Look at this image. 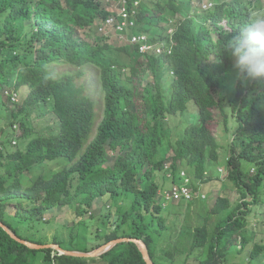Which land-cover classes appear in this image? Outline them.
<instances>
[{
	"label": "trees",
	"instance_id": "16d2710c",
	"mask_svg": "<svg viewBox=\"0 0 264 264\" xmlns=\"http://www.w3.org/2000/svg\"><path fill=\"white\" fill-rule=\"evenodd\" d=\"M129 1L132 4L133 0ZM213 1L217 2L215 8L190 17L186 12L190 0H140L137 30L146 34L155 30L150 41L164 40L166 45L161 55L142 56L135 45H111L99 34L94 41L87 39L96 35L97 22L112 14L103 0H0L1 90L17 92L27 87L29 106L53 101L52 114L60 124L59 133L38 137L25 152L8 153L0 161V224L21 239L44 245L23 236L12 225L13 220L31 225L47 211L71 206L78 198L91 208L104 198L113 201L132 195L129 210L120 213L121 223L111 221L113 232L104 235L105 243L123 238L141 240L157 264L152 252L155 231L147 224L151 209L162 210L156 203L161 186L153 180L154 172L163 167L156 157L165 144L166 120L186 113L192 103L199 118L185 128L170 157L173 185L179 182L178 161L186 164L193 181L207 182V169L219 160L222 148L211 126L218 122L229 128L226 110H230L235 115L231 133L235 138L229 149V177L243 201L252 198L234 210L227 197L217 198L211 212H228L230 219L219 224L211 241L207 225L196 228L193 249L208 248V257L199 264H230L221 261L225 253L234 247L240 246V252L250 247L252 242L242 235L246 219L253 214V204L264 206V108L260 106L264 81L236 84L228 93L225 73L232 70L234 57L224 46L229 35L248 22L249 8L264 7V0ZM178 14L185 19L174 23ZM224 20L230 30L219 25ZM170 27L177 28L172 39L167 32ZM87 74L95 76L96 97L87 91ZM217 111L222 117L216 116ZM109 152L113 153L110 158ZM61 158L68 165L57 172L34 171ZM81 212L80 206L77 213ZM2 225L0 264H37L40 257L51 264L94 261L60 255L54 249H31ZM223 242L224 247L217 251ZM54 243L74 250L63 238H55ZM253 243L250 257L264 256V244ZM139 250L137 244L124 242L102 257L107 264H147Z\"/></svg>",
	"mask_w": 264,
	"mask_h": 264
},
{
	"label": "rangeland",
	"instance_id": "374dc122",
	"mask_svg": "<svg viewBox=\"0 0 264 264\" xmlns=\"http://www.w3.org/2000/svg\"><path fill=\"white\" fill-rule=\"evenodd\" d=\"M103 1L105 7L111 10L117 8L118 3L112 1L110 3L111 6H107V3L111 0ZM186 12H189L190 16L200 14L199 0H190ZM179 19H184V16L178 14L173 18L176 21ZM221 25L225 30H230L227 21L222 22ZM208 26L212 25L208 24ZM152 32H155V30L152 29L147 34L151 35ZM82 36L85 37L83 33ZM96 36H98L97 33L91 39H87L94 41ZM110 41L115 45L124 44V41H120L117 37L111 38ZM37 52H34V56L37 55ZM91 70L97 73V69ZM94 77L91 74H87L85 83L88 93L96 97L98 92ZM226 86L228 93L233 92L236 88V85L235 87L231 86L230 79H228ZM17 92H13V90L8 88H4L2 91L0 87V152H2L0 161L2 159L4 161L6 159L4 156L8 153L25 152L30 141L41 136L55 135L60 131V124L52 114L53 101L49 104L29 106L26 103L29 89L24 87ZM214 93L218 95V90ZM10 96L11 98H9ZM260 106L264 108V99H261ZM188 107L189 110L186 113L171 116L166 120L165 144L156 157L158 163H162L163 167L154 172L155 180H153L161 186L156 203L157 206H161L162 210L158 212L151 209L147 216V224L148 226L151 225L152 231H155L153 233L155 247L152 252H154L153 260L157 264H199V261L208 257V248L193 249L192 245L195 240L194 231L196 228L207 225L210 230L211 241L213 234L218 232L219 224L230 219L227 217L228 212H224L222 215H216L211 212L217 198L227 197L233 210L241 202L252 200L249 197L243 201L242 193L229 177V171H232V168L227 166L230 155L229 149L231 147L230 143L235 138L233 134L231 135L235 130L232 125L235 121V115L230 110H226L231 121V124H229L230 130L224 123L213 122L211 126L222 147L219 150V160L217 162L212 161L210 166L207 164L209 166L205 177L207 182H196L195 184L205 191L208 198L203 202L194 200L192 203H189L191 201L187 199H167L165 192L172 189L173 173H175L168 161H171L174 156L176 142L184 135L185 128L192 125V122L197 121L199 118L198 108L192 103ZM20 110L24 112L20 113ZM15 114H18V116H15ZM216 116L222 117L219 111H217ZM25 129H32L33 132L30 134L26 133ZM111 156H113V153L109 152L108 157L110 158ZM67 165L68 161L61 158L37 166L34 171L57 172ZM185 167L186 164H183L182 161L177 162V177H179V171ZM253 172L254 169H251L250 173L253 174ZM262 197L264 198V189ZM132 200V195L126 199L120 197L113 201L109 198H104L98 200L89 208L83 205L81 203L82 200L78 198L73 201L71 206L57 207L47 211L37 217L31 225L20 224L16 219L13 220L12 225L17 227L23 236L41 240L46 244H55V238H63L68 245L73 246L74 252H82L78 251V249L85 248L92 251L84 253H92L107 244L105 243L104 235L108 232H113V228L110 227L111 221L121 223L123 214L120 213H125L129 210ZM80 206L82 207V212L78 214L77 210ZM251 209L253 214L246 219L248 225L246 230L242 232V235L244 233L252 242L250 247L244 252L239 251L240 246L232 248L224 254V257H221L222 262L227 261L230 264H264V256L256 259L250 257V250L254 246L253 242L264 244V206L257 203L253 204ZM10 211L13 212L14 210L10 209ZM120 233H123L122 230ZM73 236L76 237L75 240H73ZM224 245L225 242L218 247L217 251L222 250ZM102 255L92 257L94 261H89L88 264H107ZM37 264L51 263L40 257Z\"/></svg>",
	"mask_w": 264,
	"mask_h": 264
},
{
	"label": "clouds",
	"instance_id": "9594fccd",
	"mask_svg": "<svg viewBox=\"0 0 264 264\" xmlns=\"http://www.w3.org/2000/svg\"><path fill=\"white\" fill-rule=\"evenodd\" d=\"M112 1L118 3L117 8L115 10L113 9L111 10L108 8V10L112 12V14L107 18L97 22L95 26L97 34H99L100 36H104L105 37L104 39H108L107 41L111 45H115L110 41L111 38L114 37H117V39H119L122 42L124 41V44L115 45V46L135 45L140 55L142 56L149 55V53H155L156 55H161L165 53V49L164 50L162 49V46L165 45L164 40L163 42L154 43L150 41L151 40L150 35L137 30L136 20H137L140 0H133L132 4L130 3L129 0H111L108 3L109 6H111L110 3ZM247 1L255 2L256 0H247ZM216 5L217 2H214L213 0H199V7L201 9V12L210 11L213 8H215ZM123 9H125V12H127L128 14V17L126 18L128 22V26L124 31L119 32L117 29V25L114 26L108 25L107 20L110 18H115L119 21L123 20V17L121 16ZM184 19H179L178 21L180 22V20H184ZM175 22L176 20L174 21V23ZM222 22H220L219 25ZM131 23H133V25H131ZM209 24L212 25L211 23ZM176 30L177 28L175 29L174 27H170L168 29L167 32L170 39H172ZM133 36H146L147 39H145L146 41L145 44L147 46H150L151 49L142 51L141 46L144 43H135V42L133 43L131 41ZM224 48L231 49L232 55L234 57L232 70L230 72L225 73V75L230 79L231 86L235 87L236 84L247 86V84L252 81H257V82L264 81V7L253 6L249 8L248 22L244 26H242L237 32L229 35ZM159 49H161V52L158 51ZM168 162H170L171 167H173L172 161H168ZM185 169L186 168L181 169L179 171V178H178L179 182L174 184L173 187L182 186L183 184H185L184 181L185 178H187L189 179L188 186L193 193L192 199H187V200L190 201L206 200L208 196L206 195L205 191L200 189L197 185H195L196 182L193 181L194 180L193 176L187 171V169L186 170ZM183 173H185V176L182 175ZM194 186L197 187V189ZM166 193L167 191L165 192V196ZM182 199H186V198H182Z\"/></svg>",
	"mask_w": 264,
	"mask_h": 264
},
{
	"label": "water",
	"instance_id": "95a60500",
	"mask_svg": "<svg viewBox=\"0 0 264 264\" xmlns=\"http://www.w3.org/2000/svg\"><path fill=\"white\" fill-rule=\"evenodd\" d=\"M2 225V224H0ZM3 228L5 229V231L7 233H9L15 240H17L18 242L26 245L27 247L34 249V250H43V249H55L57 250L60 255H67V256H73V257H83V258H92L94 256L97 255H102L104 253H106L107 251H110L111 249H113L116 245L120 244V243H124V242H133L135 243V245L137 244V246L139 247V251L142 252V255L144 257V260L146 261L147 264H155L151 257L149 252H147V247L145 245V243L141 240L138 239H128V238H123V239H117L114 241H111L109 243H107L106 245L102 246L100 249L96 250L95 252L92 253H81V252H74V251H67L64 250L63 248H61L59 245H55V244H46V245H39V244H35L26 240H23L21 238H19L15 233H13L11 230L8 229V227L2 225Z\"/></svg>",
	"mask_w": 264,
	"mask_h": 264
},
{
	"label": "built area",
	"instance_id": "2783aa9c",
	"mask_svg": "<svg viewBox=\"0 0 264 264\" xmlns=\"http://www.w3.org/2000/svg\"><path fill=\"white\" fill-rule=\"evenodd\" d=\"M121 16L123 17V20L119 21L115 18H110L107 20V24L108 25H117V29L119 32H122L124 31L127 26H128V22H127V17H128V14L127 12H125V9L122 10V14ZM131 25H133V23H131ZM145 39H147L146 36H133L132 37V42L134 43H144L142 46H141V50L142 51H145V50H148V49H151L150 46H147L145 44ZM159 52H161V49L158 50ZM183 176H185V173L182 174ZM189 179L185 178V184H183L182 186H174L173 189L167 191L166 193V197L167 199H174V200H179V199H182V198H186V199H192L193 197V193H192V190L189 188L188 186V181Z\"/></svg>",
	"mask_w": 264,
	"mask_h": 264
},
{
	"label": "bare ground",
	"instance_id": "6f19581e",
	"mask_svg": "<svg viewBox=\"0 0 264 264\" xmlns=\"http://www.w3.org/2000/svg\"><path fill=\"white\" fill-rule=\"evenodd\" d=\"M10 98V97H9Z\"/></svg>",
	"mask_w": 264,
	"mask_h": 264
}]
</instances>
